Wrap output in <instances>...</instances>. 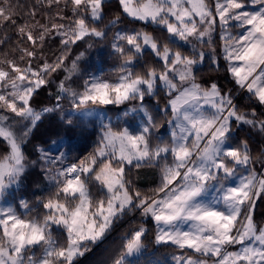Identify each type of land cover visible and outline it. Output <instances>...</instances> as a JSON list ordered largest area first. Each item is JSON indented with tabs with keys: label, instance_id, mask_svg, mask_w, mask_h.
I'll return each mask as SVG.
<instances>
[{
	"label": "snow or ice",
	"instance_id": "6c2138e0",
	"mask_svg": "<svg viewBox=\"0 0 264 264\" xmlns=\"http://www.w3.org/2000/svg\"><path fill=\"white\" fill-rule=\"evenodd\" d=\"M8 26L17 40L0 58V264H169L141 260L150 233L154 247L179 250L171 264H264V0H36L27 12L0 0ZM105 54L118 61L108 75ZM205 61L216 74L207 79L197 75ZM221 73L249 104L223 91ZM160 91L153 109L170 138L154 142L160 124L145 101ZM112 108L117 121L142 114L139 124L114 126ZM93 121L94 147L68 162L61 147ZM145 165L155 188L129 178Z\"/></svg>",
	"mask_w": 264,
	"mask_h": 264
},
{
	"label": "trees",
	"instance_id": "16d2710c",
	"mask_svg": "<svg viewBox=\"0 0 264 264\" xmlns=\"http://www.w3.org/2000/svg\"><path fill=\"white\" fill-rule=\"evenodd\" d=\"M10 2L13 5H20L23 12H27L31 10L32 5L36 4V0H10ZM61 7H63V3H61ZM45 7L38 6L37 7V16L36 19L41 20V22H44L43 17L45 14ZM57 9L53 7L50 11H48L49 16H54ZM26 18V17H25ZM24 19H19L18 23H23ZM61 22V21H56ZM140 25H137L139 27ZM151 30V29H150ZM5 33H7L10 36V39L8 40L7 44L0 45V55L4 54L5 52H9L11 48L15 45L17 37L15 35V29L12 26H8L6 28H0V39H3ZM59 44V40L56 38H50L49 41L45 45V53L49 55V57L52 56L53 51L57 49V46ZM85 47H87V44H81L79 47H76L75 50L71 53L72 56H75L79 51L83 50ZM183 51H189L187 47L182 49ZM107 50H105V53ZM58 54V52H57ZM98 49L97 47H93L89 53L86 59H90L93 64L98 60ZM151 62V61H150ZM118 63L113 58H108L105 54V62L101 66L102 71L105 75H108L111 71V69ZM221 67H223V61H221ZM89 71L92 70V68L88 69ZM197 75L202 76L204 79H207L209 75H216L215 73L210 72L209 63L205 61L203 65L197 66ZM223 73H221V79L218 81L223 91H228L230 87H234V81H232L230 78H223ZM166 93L163 91L158 92L156 97H150L146 98V106L149 107L150 111H153V114L155 116L156 121L160 124V127L157 128V131L161 130L163 133L167 130V116L164 115V113H156L153 109V105L156 104L157 99H159L162 96H165ZM166 101H161V106ZM236 102L238 105L244 104L247 105L250 103V101L247 98V94L240 93L236 97ZM253 107H256L257 111L260 110L258 104H253ZM111 115H115V108H112V110L109 111ZM168 114L170 115V109L168 110ZM45 124H47V120H45ZM116 127H119L118 125H114ZM44 125H41V129H43ZM95 128V130H94ZM155 130V129H154ZM153 130V131H154ZM96 131H98V124L93 121L87 125V127L83 131H79L74 137L70 144L63 145V148L68 152V161L74 162L75 160H78L80 157L86 155L88 152L92 150L94 147V142L96 139ZM156 131H154L153 141H155L157 135ZM253 143H252V155L253 157L256 155H259V148L261 140L260 136L258 134H253ZM31 146H29V149ZM129 172V178L134 182L135 186L146 190L148 188H155L158 184V176H157V169L154 167H149L147 165L141 167L140 169H136L134 166H130L128 168ZM31 180V178H30ZM23 191V190H21ZM41 194V193H37ZM263 205V202H260L259 207ZM138 218V213L136 214ZM264 218H261L259 215H257V221H262ZM122 226L120 228H117L116 231L112 233V235L109 237L108 241L106 242L108 245V253L111 255H115L119 252L120 246L123 243V241L120 239L121 234L124 231V227ZM150 228L154 227L153 225H149ZM151 233L149 234V240H148V249L146 250L145 257H141V260L148 257V255H151V258H160L162 259L167 253L173 252V251H179L178 249H175L173 247H154L151 244Z\"/></svg>",
	"mask_w": 264,
	"mask_h": 264
},
{
	"label": "rangeland",
	"instance_id": "374dc122",
	"mask_svg": "<svg viewBox=\"0 0 264 264\" xmlns=\"http://www.w3.org/2000/svg\"><path fill=\"white\" fill-rule=\"evenodd\" d=\"M213 39H214V46H216L217 49H219V46H220L221 42L219 40V25L218 24H217L216 33L214 34ZM180 43H182V42H180ZM0 58H3V54L0 55ZM221 61H223L222 57H221ZM197 66H200V65H197ZM230 90L233 91V92H236V86L230 87L228 91H230ZM240 93L241 92H236V97ZM236 97H235V99H236ZM123 110H124L123 107H121L120 111L122 112ZM107 115L112 117L114 125H118L119 127H124V126L135 127L136 125L139 124L141 116H142V114H140L138 116V115H136L134 113H130L127 117H123L120 121H117L116 118H115V115H111L109 112L107 113ZM125 122H127V123H125ZM167 126H168V124H167ZM154 131L157 132L156 135L159 136V137H163L164 139H169L170 138V130H169L168 127H167V130H166L165 133H163L161 130L157 131V129H155ZM61 150L66 151L63 148V146L61 147ZM66 154H67V157H68V152L67 151H66ZM257 157H260V154L253 157L254 158V162L252 164V167L256 168L257 170H260V167H261L260 159H257ZM261 159H264V158H261ZM262 202H263V205L261 207L264 208V200H262ZM227 250L228 251H234L235 247H229ZM174 254H180V253H179V251H173V252L167 253L162 259H167L169 261V264H171V255H174ZM209 264H211V261L209 262Z\"/></svg>",
	"mask_w": 264,
	"mask_h": 264
}]
</instances>
